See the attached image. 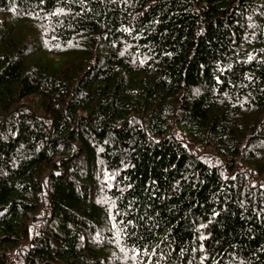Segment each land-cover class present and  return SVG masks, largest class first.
<instances>
[{
  "label": "trees",
  "instance_id": "trees-1",
  "mask_svg": "<svg viewBox=\"0 0 264 264\" xmlns=\"http://www.w3.org/2000/svg\"><path fill=\"white\" fill-rule=\"evenodd\" d=\"M0 264H264V0H0Z\"/></svg>",
  "mask_w": 264,
  "mask_h": 264
}]
</instances>
